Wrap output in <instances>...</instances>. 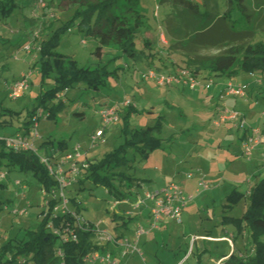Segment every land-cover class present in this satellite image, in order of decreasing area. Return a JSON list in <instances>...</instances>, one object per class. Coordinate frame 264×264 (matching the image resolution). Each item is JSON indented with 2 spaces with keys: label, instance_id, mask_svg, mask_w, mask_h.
<instances>
[{
  "label": "rangeland",
  "instance_id": "obj_1",
  "mask_svg": "<svg viewBox=\"0 0 264 264\" xmlns=\"http://www.w3.org/2000/svg\"><path fill=\"white\" fill-rule=\"evenodd\" d=\"M17 1L18 5L14 7L11 15L6 14L4 17L0 13V112L12 111L19 115L14 117L10 126L0 129V139L18 134V128L27 119V112L37 106V98L41 92L53 86V75L45 80V84L41 83L39 58L34 51L28 54L23 48L22 43L31 40L37 30L29 21L44 17L43 21H48L45 26L51 25L50 30H53L73 19L77 9L71 8L68 11L65 7L67 5H63L61 10L57 8V3L51 7L44 3L45 7H40L39 0L37 3L33 0ZM156 6H159V11ZM167 6L168 3L162 4L161 0H119L106 14V18L111 14L123 16L130 23L136 18L139 22L142 21L139 24L141 28L136 38L135 53L131 55L119 51L115 45H110L102 49L101 56H97L95 52L99 46L98 41L86 33L81 17L76 18L71 30L59 36L61 41L55 51L71 56L79 67L95 69L106 66L109 76L105 85L98 90L89 89L85 84L79 83L60 93L51 105L63 101L64 109L51 118H48L46 111L45 117L38 121L37 126L40 137L38 145L45 140L55 144L66 141L68 150L80 145L86 159L101 160L105 153L123 145L125 138L121 133L123 121L119 117L118 122L105 128L103 142L96 149H91V137L103 134L104 125L98 114L102 107L100 104L111 105L124 99L130 100L138 110V113L130 117L131 129L155 125L158 117L164 119L162 131L156 135L163 141L160 149L151 152L145 159L133 151L127 154L131 166L128 175L133 177L132 187L143 193L146 190H161L170 184L179 186L183 191L187 188H198L201 182L209 185L206 192L192 195L186 209L183 208L181 224L171 220L159 224V229L153 232V244L144 249L145 261L134 256L123 259V264H175L176 261H172L173 255L177 253L178 258H182L185 252L188 253L191 236H205L208 233H212L214 237H210L212 243L207 242L210 247L209 257L218 260L231 251L228 242L220 241L222 238L229 239L231 236L228 234L236 236V239L232 236V248L234 249L235 244L236 250L244 251L245 240L250 241L247 231L246 235H237L234 226L222 224V219L224 215L241 217L249 201L241 198L237 204L231 206L227 197L233 192L246 195L264 177V141L252 152L250 159L243 156L241 147L246 130L264 128L262 75L251 77L250 72L227 79L234 87L246 86L245 97H227L223 86L222 94H211L210 100L203 99V107L192 101L182 100L179 105L172 99L169 100L168 88L158 86L149 78L150 72L162 74L159 71H163L166 76L174 71L173 66L177 70L186 68L182 54H165L170 40L163 26L162 13ZM45 26H42L39 41L50 31L43 29ZM29 72V88L19 99H10L8 94L14 80ZM200 82L201 85H207L209 79H202ZM213 82L212 87L217 86L215 79ZM183 94L193 96L186 90ZM224 103L231 112L242 114L247 125L245 130L240 129L239 123L231 124L235 129L231 133L222 130H229V124H221V128H217L213 122L217 112L212 110ZM4 119L7 117L0 116L1 122ZM1 148L0 146V151ZM3 148L6 152L10 150ZM198 169L206 175L200 176L201 181L196 177ZM189 175L192 177L188 178ZM66 190L67 197L75 199L78 204L76 207L71 203V209H79L86 220L101 229L118 234L122 232L120 228L115 230V223L108 220L114 213L111 207L117 198L106 188L85 180ZM49 198L31 172L9 166L6 157L0 155V200L7 203V208L2 205L3 209L0 211V245L16 238L23 239L28 230L34 231L42 220L40 213L45 211ZM14 211L22 214H15ZM136 224L139 225V221ZM127 236L131 238L132 234ZM262 241L264 242V238ZM140 243L142 247L143 242ZM244 253V257H248L250 249H246ZM193 263L194 259L191 258L185 264Z\"/></svg>",
  "mask_w": 264,
  "mask_h": 264
},
{
  "label": "trees",
  "instance_id": "obj_2",
  "mask_svg": "<svg viewBox=\"0 0 264 264\" xmlns=\"http://www.w3.org/2000/svg\"><path fill=\"white\" fill-rule=\"evenodd\" d=\"M33 1L38 2V0ZM118 1L42 0L40 3L39 0L40 7H45L44 3L47 7L57 3V8L61 10H63V5H67L65 7L68 11H71V8H77L76 16L70 21L62 23L60 27L52 28L53 30H50L51 25L45 26L48 21H43L44 17L29 21L37 27V30L33 33L31 40L22 43L23 48L32 43L30 52L34 51L39 58L42 84H45V80L52 75L54 77L53 86L41 92L37 98V106L27 112V119L23 121L22 127L18 128L20 132L18 134L27 135L29 133L37 110L43 112L37 121L45 117L46 111H48V118H51L63 110L65 107L63 101L51 105V102L60 93L79 83H83L87 88L93 90H98L105 85V80L109 76L106 66L95 69L79 67L71 56L55 51L61 41L59 36L71 30L76 18L81 17V23L84 22L83 27L86 33L98 41L99 46L95 52L97 56H101L102 49L110 45L117 46L119 51L128 55L135 53L136 38L141 28L139 24L142 21L139 22L136 18L133 23H130L127 18L116 14L105 17ZM135 2H140V0H135ZM17 3V0H0L1 15L4 17L6 14L11 15L14 7L18 5ZM161 3H168L165 12L162 13L163 26L166 36L170 40L165 54H182L186 65L184 69L189 70L194 77L201 78L202 75L206 79H233L242 73L250 72L254 75L264 76V0H199L198 2L161 0ZM159 9V6H156V10L159 11ZM43 25L45 26L43 29L46 28L50 31L44 39L39 41ZM36 33H38L37 38L35 37ZM161 34L164 35L162 31ZM38 45H40V51L37 52ZM204 51H216L217 53L204 54ZM172 69L175 72H169L166 76H177L183 70H177L174 66ZM159 72L162 74L156 75H164L163 71ZM123 101L114 102L111 105L100 104L102 107L99 112L107 107H113L115 104H121ZM117 113L118 120L120 117L123 121L121 133L125 138L124 144L105 153L101 160L87 159L89 167L82 172L78 183H83L85 180L91 181L97 186L106 188L115 198L123 199L131 198V194L126 192V189H130L133 182V177L128 175L131 166L127 154L133 151L134 154L138 153L145 159L151 152L160 149L163 141L156 135L161 133L164 119L158 117L155 125L131 129L130 117L138 113L134 104H131L130 101L128 106H120ZM18 115L16 112L1 110L0 116L7 117V119L0 121V129L10 126L14 117L16 118ZM262 130L264 134V128ZM0 146L2 147L0 155L6 157L9 166L31 172L49 195V192L54 189L56 181L39 158L24 151L9 150L6 152L3 150V147H6L3 139H0ZM67 147L66 141L55 144L50 140H45L38 145L41 153L49 159H56L69 151ZM227 198L231 206L237 204L241 198L248 199L249 204L241 217L224 215L222 224L233 225L238 235H243L247 231L253 249V254L248 257L232 254L227 264H264V242L262 241L264 238V177L246 195L233 192ZM71 203L78 207L75 199H71ZM2 205L7 208V203L0 200V211L3 209ZM75 209L77 212H81L79 209ZM44 213V211L40 213L42 220L39 226L34 231L28 230L23 239L16 238L0 245V264H9L7 255H10L11 261L19 255H31L36 264L57 263L54 256L57 240L47 231L50 219L43 218ZM63 217L66 219L61 220V216H59L52 221L55 225L62 222L74 223L69 216ZM124 219L125 217L116 214L111 216V222L115 223V230L126 225ZM78 234L80 240L78 244L72 243L64 246L68 264H81V258L89 252L90 231H80Z\"/></svg>",
  "mask_w": 264,
  "mask_h": 264
},
{
  "label": "built area",
  "instance_id": "obj_3",
  "mask_svg": "<svg viewBox=\"0 0 264 264\" xmlns=\"http://www.w3.org/2000/svg\"><path fill=\"white\" fill-rule=\"evenodd\" d=\"M42 3V0H40ZM38 33L35 37L37 38ZM25 51L30 54L32 50V43H29L24 47ZM36 51H40L37 46ZM31 73L22 74L18 80H14L11 85L9 98L12 100L19 99L24 92L29 88ZM149 77L153 79L158 86L171 87L174 85L183 86L190 90H195L201 87L200 77L196 78L193 74L183 69L177 76H165L156 75L154 72L149 73ZM209 86L214 85L212 79H209ZM247 87L239 86L234 87L231 82L224 85V92L227 96L245 97ZM129 100L125 99L121 104H115L113 107H107L102 109L100 119L104 125V128L110 124L118 121V110L120 106H128ZM43 112L37 110L36 115L33 117V126L27 135L17 134L3 139L4 145L12 151H24L36 155L40 162L47 168L49 174L55 179L56 185L51 192H49L50 198L45 204V213L43 218L50 219L47 231L57 240L55 245L54 256L57 260L56 264H68L67 255L64 246L67 244H78L79 234L78 232L84 231L91 234L89 241V252H87L81 258V264H123L122 260L130 257H139L144 260L143 251L140 248L139 241L141 237L148 232L158 229L159 224L164 219H169L172 222L182 223L183 208L189 200L193 198L189 197L183 192V190L175 184L162 188L161 190H146L142 195H137L134 199L123 198L116 199L113 203L111 210L118 216H123L125 219L136 217L141 215L143 211H148V226L149 230L143 226L135 228L133 238L122 236L118 233H112L108 229H101L93 222L86 220L81 212H77L76 209H71V199L67 197L66 189L74 186L78 183V180L82 177V172L89 167L88 161L82 153L80 145L73 147L71 150L61 154L56 159H49L44 156L38 148V141H40L39 134L37 133L38 118L42 116ZM227 121H235L239 123L240 129L245 130L246 124L242 119V114L237 112H231L230 110L219 107L217 111L214 123L216 126L225 124ZM249 131V132H248ZM243 142L241 144L243 150V156L250 159L252 152L264 141V134L260 129H248ZM91 149H95L103 142V134L100 136L93 135L90 139ZM20 184V183H18ZM209 189V185L199 183L196 190V194H201ZM117 212V213H116ZM15 214H22L18 211H14ZM61 216V220L66 219L63 216H69L73 219L74 223L62 222L59 225H55L52 219ZM63 217V218H62ZM60 220V221H61ZM111 221V216L108 218ZM212 241L210 237H198L192 236L190 241V249L188 255L180 264L190 258L193 247L198 240ZM220 241L228 242L232 247V236L228 238H222ZM9 264H36L33 261L31 255H19L11 261L10 255H7ZM227 259L222 258L217 261L216 264H227Z\"/></svg>",
  "mask_w": 264,
  "mask_h": 264
},
{
  "label": "crops",
  "instance_id": "obj_4",
  "mask_svg": "<svg viewBox=\"0 0 264 264\" xmlns=\"http://www.w3.org/2000/svg\"><path fill=\"white\" fill-rule=\"evenodd\" d=\"M256 75H259V74H256ZM251 77H254V74H252V76ZM263 78H264V76H262ZM202 79H206V78H203V77H201L200 78V80H202ZM214 80V79H213ZM218 83H216V85L217 86H215V87H212V86H209L208 84L207 85H204V84H202L201 85V87H199L198 89L199 90H197V89H195V90H190V89H188V88H184L183 86H178V85H174V86H171V87H168V90H169V93L167 94V97H168V99L170 100V99H172L173 101H175L176 103H179V105H181L182 104V100H184V102H185V100H187L188 102H190V101H192V102H195V103H198L199 105H200V107L202 106L203 107V104H201V102H203V99L205 100V99H209L210 100V95L212 94V95H220V94H222V88H223V86L225 85V83H228L227 82V79H215ZM206 81H208V80H206ZM258 83H259V81H257ZM162 87V86H161ZM165 88H167V87H165ZM187 91V92H189V93H191V94H193V96H185L184 94H183V91ZM188 90H190V91H188ZM180 93H182V95H180ZM227 97H229V96H227ZM231 97V96H230ZM136 107V106H135ZM194 107H197V106H195L194 105ZM219 107H224V108H226V109H228L227 108V106H226V104L224 103V104H221V106H217V108H216V110L215 109H213L212 111L215 113V111L217 112L218 111V108ZM198 108V107H197ZM213 113V114H214ZM119 121V120H118ZM117 121V122H118ZM214 122V121H213ZM232 123H235V125L237 124L235 121H227L225 124H229V126H232V127H229L228 126V128H230L229 130H225V129H222V130H224L225 132H228V133H231L233 130H235L234 128H233V125H231ZM224 124V123H223ZM224 124V125H225ZM227 127V126H226ZM246 127H247V125H246ZM249 127V126H248ZM217 128H221V125L220 126H217ZM236 128V127H235ZM104 131H105V128L103 129V137H104V135H105V133H104ZM17 133H20L18 130H17ZM244 134V133H243ZM243 137H244V135H243ZM243 139V138H242ZM242 139H241V141H242ZM239 143H240V139H239ZM97 148V147H96ZM95 148V149H96ZM197 172L198 173H196V174H198V175H196V177L200 180L201 178H200V176L202 175V177H206V175L205 174H203L202 173V171H200V169H198L197 170ZM192 176L191 175H189L188 176V178H191ZM198 180V181H199ZM201 181V180H200ZM134 189V190H133ZM251 189V188H250ZM196 190H197V187L194 189V188H187L186 190H184L183 192L185 193V194H188V195H200V194H196ZM126 192H128V193H130L131 195H130V197H131V199H134L137 195H142L143 193H141V192H138L137 191V189L135 188V187H131L130 189H126ZM206 192V191H205ZM249 192V191H248ZM204 193V192H203ZM202 194V193H201ZM185 209H186V205H185V207H184ZM184 209V210H185ZM112 216V215H111ZM124 221H126V225L124 226V227H122V228H120V229H122V232L120 233V235H122V236H127L129 233H131L132 234V237L131 238H133L134 237V233H135V228H138L140 225L141 226H143L144 228H146L147 229V231L149 230V226H148V211L147 210H145V211H143V213L141 214V215H137L136 217H133V218H129V219H127V220H125L124 219ZM136 221H139V225L138 224H136ZM168 222L169 221V219H164V220H162V222ZM161 222V223H162ZM130 224H133L132 226H130ZM159 229V228H158ZM158 229H155V230H152V231H150V232H148L147 234H145V235H143L142 237H141V239L143 240L144 239V241H142L141 239H140V241L138 242L139 243V245H140V248L142 249V251H143V255H145V253H144V249H147L150 245H152L153 244V242H154V237H155V235L153 234V232H155L156 230H158ZM118 233V232H117ZM212 233H208L207 235H205V236H203V235H201V236H198V235H193V236H198V237H212V235H211ZM238 235V234H237ZM243 235H246L245 234V232L243 233ZM242 235V236H243ZM228 236H233V238L234 239H236V236H234V235H232V234H228ZM128 237V236H127ZM192 237V236H191ZM212 238H214V237H212ZM232 238V239H233ZM234 241V240H233ZM140 242H143V246L141 247V243ZM207 242L209 243H212V241H197L196 243H195V245H194V247H193V250H192V254H190L191 256H190V258L188 259V260H190L191 258H193L194 259V263L193 264H216L217 263V261L218 260H220V259H222V258H224V257H229V255H231V254H235V255H238V256H243V255H245V251H246V249H250V253H249V256L250 255H252L253 254V249H252V244H251V240L248 242L247 240H245V243H244V248H245V250L244 251H241V250H236V247H235V244H234V249H231V247H230V249H231V251L228 253V254H225V255H222V257L221 258H218V260H215L214 258H211V257H209V253H210V247H209V245L207 244ZM217 242H219V241H217ZM221 242H223V241H221ZM234 243V242H233ZM195 248V249H194ZM189 249H190V244H189ZM189 249H188V251H189ZM196 251V252H195ZM201 253V254H200ZM186 255H188V253L187 252H185V256H183L182 258H178L179 257V254H174L173 255V258H172V261H176V263L175 264H180L183 260H184V258L186 257ZM178 258V259H177ZM143 260V259H142ZM187 260V261H188ZM143 261H145V258H144V260ZM186 261V262H187ZM185 262V263H186Z\"/></svg>",
  "mask_w": 264,
  "mask_h": 264
}]
</instances>
